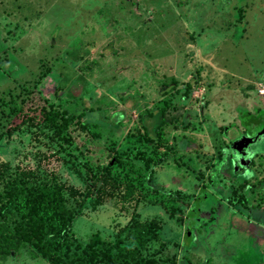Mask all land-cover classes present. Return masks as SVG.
<instances>
[{"label":"rangeland","instance_id":"rangeland-1","mask_svg":"<svg viewBox=\"0 0 264 264\" xmlns=\"http://www.w3.org/2000/svg\"><path fill=\"white\" fill-rule=\"evenodd\" d=\"M36 88L73 116L84 112L94 138L57 125L4 136ZM261 90L264 0H0V191L12 176L60 190V211L75 215L71 239L82 245L99 234L132 248L135 219L160 227L138 255L264 264V118L242 123L264 111ZM147 113L163 122L161 147L152 132L151 143L136 141ZM155 146L170 158L148 173L140 155ZM125 184L133 198H122ZM200 188L207 196L193 219ZM233 190L247 208L229 204ZM0 264L47 263L26 247Z\"/></svg>","mask_w":264,"mask_h":264},{"label":"trees","instance_id":"trees-1","mask_svg":"<svg viewBox=\"0 0 264 264\" xmlns=\"http://www.w3.org/2000/svg\"><path fill=\"white\" fill-rule=\"evenodd\" d=\"M190 89L191 86L187 84V94H189ZM31 98L33 102L29 107L13 109L14 118L17 117L16 119L20 121L19 124L10 126L4 136L11 135L12 132L18 131L20 127L25 125L32 127L57 125L63 131H77L79 135L86 136L89 139L91 137L94 138L95 134L82 121L84 112L78 116H73L50 103L48 99L37 91V88L32 93ZM162 114L163 112L160 110L159 115L161 116ZM159 115L147 113L141 116L140 120L142 121L144 134L141 138L136 139L137 143H151L152 140L148 138V135L152 132L157 139L155 141L158 143L156 146L161 147L160 145L163 144V141L159 139V134L161 132L160 125L163 122ZM245 117H248V115ZM248 118V121L243 125L245 127H249L252 121L262 122L264 111H260L256 116H249ZM156 146L154 147L153 156L145 159L143 154L140 155L141 161L143 162L144 160V168L148 173H151L150 170L153 167L163 165L162 163L170 158L171 152L168 148L164 146L163 152H159L160 150H157ZM114 161L119 164L122 159L117 156ZM102 185L110 189L118 188L115 183H111L106 179L103 180ZM125 187L126 193L122 198H133L135 192L132 185L125 184ZM243 187L241 185L242 189ZM89 188L92 189V187ZM200 190H203V192H198L199 195L193 201L192 209L187 217L195 215L197 210H199V204L203 200L201 198L207 196L204 188H200ZM97 191L100 192L101 189L98 188ZM88 192L83 194L73 188H69V194L72 198L79 195L83 199H87ZM234 194H236L235 190L232 191L229 204L246 208L249 206L248 200H244V198L235 200ZM164 201L167 203V200ZM84 205L85 200H82L79 204V210ZM59 206H63L60 190L55 189L51 194H46L41 185L27 187L20 178L15 176L8 178L0 191V260L12 256L26 247H31L35 254L47 264H176L174 260H163V262H160L156 257H146L137 254L148 243L157 241L160 227L154 221L138 222L135 219L130 221L128 227L136 224L133 231L135 236L132 239L135 245L132 248L123 246L121 236L115 238L114 244L108 245L101 240L99 234H95L92 240L82 245L71 239V222L75 217L74 213L62 212ZM170 216H174V212H171ZM190 240L189 229H185L183 243L189 245ZM128 251L137 255L132 259L126 260L122 257V254Z\"/></svg>","mask_w":264,"mask_h":264},{"label":"water","instance_id":"water-1","mask_svg":"<svg viewBox=\"0 0 264 264\" xmlns=\"http://www.w3.org/2000/svg\"><path fill=\"white\" fill-rule=\"evenodd\" d=\"M246 120H248V117H246L243 121H242V123L243 124H245L246 123ZM196 188V190H198V187H195ZM199 192H203V190H200ZM206 197L205 196H203L202 197V199L204 200ZM199 214V210H197V212L195 213V215H192V216H190V218L192 217V218H194L195 216H197Z\"/></svg>","mask_w":264,"mask_h":264},{"label":"built area","instance_id":"built-area-1","mask_svg":"<svg viewBox=\"0 0 264 264\" xmlns=\"http://www.w3.org/2000/svg\"><path fill=\"white\" fill-rule=\"evenodd\" d=\"M261 94H263L264 93V90H261V91H259Z\"/></svg>","mask_w":264,"mask_h":264},{"label":"flooded vegetation","instance_id":"flooded-vegetation-1","mask_svg":"<svg viewBox=\"0 0 264 264\" xmlns=\"http://www.w3.org/2000/svg\"><path fill=\"white\" fill-rule=\"evenodd\" d=\"M249 119V118H248ZM248 120H246V122H247ZM244 125V124H243Z\"/></svg>","mask_w":264,"mask_h":264}]
</instances>
